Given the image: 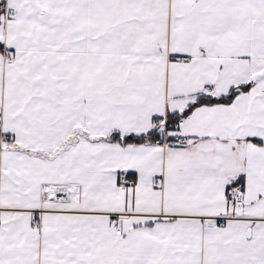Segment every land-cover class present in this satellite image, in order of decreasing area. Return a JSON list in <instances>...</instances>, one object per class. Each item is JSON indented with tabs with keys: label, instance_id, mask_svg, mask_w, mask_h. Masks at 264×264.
<instances>
[{
	"label": "snow or ice",
	"instance_id": "1",
	"mask_svg": "<svg viewBox=\"0 0 264 264\" xmlns=\"http://www.w3.org/2000/svg\"><path fill=\"white\" fill-rule=\"evenodd\" d=\"M0 264H264V0H0Z\"/></svg>",
	"mask_w": 264,
	"mask_h": 264
}]
</instances>
